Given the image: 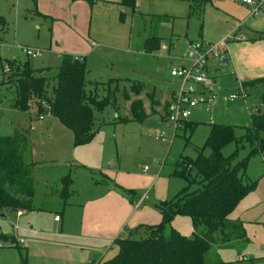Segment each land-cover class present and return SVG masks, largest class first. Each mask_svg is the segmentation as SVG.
Here are the masks:
<instances>
[{"label":"rangeland","instance_id":"rangeland-1","mask_svg":"<svg viewBox=\"0 0 264 264\" xmlns=\"http://www.w3.org/2000/svg\"><path fill=\"white\" fill-rule=\"evenodd\" d=\"M65 1L0 0V18L5 24L0 33V65L15 60L33 69H48L46 76L52 78L64 57H84L87 80L104 84L114 80L109 87L98 86L94 90L99 99L109 95L111 104L102 112L93 111L95 135L90 143L74 147L70 131L57 119L44 115L39 120L34 111H16L14 89L0 85V137L28 131L23 163L31 164L34 181L33 210L25 211L22 218L16 212H0V264H69L66 256L42 254L45 245L59 247L58 239L64 237L53 217H59L69 229H76L85 201L108 187L120 193L114 183L135 192L142 201L137 206L139 211L156 214L154 206L158 200H171L187 185L186 180L172 175L176 159L193 161L196 149H203L207 155L205 142L214 124L233 126L234 135L241 138L244 129L252 124L251 115L261 110L255 90L248 91L245 100H228L241 90L234 76L228 74L196 92L199 102L189 109L184 130L166 123L163 109L164 104L168 105L167 111L174 104L172 91L177 92L180 86L169 76L172 60L168 57L176 55L190 66V41L205 47L227 37L232 42L241 33L247 35L250 25L264 20L261 11L253 14L254 6L246 7L241 0H210L202 19L187 21L185 2L142 0L132 11L85 0L84 15L82 9H74L70 3L68 7ZM65 13L74 20L63 19ZM141 13H156L169 19L159 24ZM77 20L79 26H74ZM148 35L160 39L158 48L149 54L143 50V40ZM92 41L96 42L94 48ZM23 48L41 50L42 56L27 58ZM47 96L50 97V90ZM134 101L140 102L146 116L142 121L134 120L130 113ZM117 117L128 122H119ZM259 137L264 138V134ZM235 150L234 144L228 145L223 155ZM248 155V147H240L236 161H243ZM106 170L122 173L118 180L125 186L117 184L111 175L105 178L102 172ZM245 175L257 183L256 188L238 203L233 216L244 222L247 244L241 251L234 247L218 249L209 261L264 264V158L249 157ZM65 178L69 179L68 195L62 199ZM152 218L148 217V221ZM171 227L182 236L192 235L191 222L186 217H175ZM139 237L145 235L140 233ZM10 238L17 248L10 247ZM117 252V246L110 244L104 260L112 259Z\"/></svg>","mask_w":264,"mask_h":264},{"label":"trees","instance_id":"trees-1","mask_svg":"<svg viewBox=\"0 0 264 264\" xmlns=\"http://www.w3.org/2000/svg\"><path fill=\"white\" fill-rule=\"evenodd\" d=\"M171 1L188 3L191 17L200 16L209 3V0ZM119 4L134 11L136 0H119ZM151 19L159 23L168 21L169 17L151 16ZM4 25L0 18V33ZM159 42L158 38L150 36L144 41L143 50L151 53L158 48ZM47 72L48 69H33L27 63L6 61L0 65V85L14 89L13 109L23 113L34 111L38 118L48 114L70 131L74 147L87 145L95 135L93 111L102 112L111 104L109 95L99 99L94 90L98 86L109 87L114 80L107 84L90 82L81 58L64 57L52 78L46 76ZM240 89L244 92L255 90L261 106L259 114L251 115L252 124L244 129L245 135L237 138L233 126L211 125L205 142L207 155L203 154V149H196L193 161L182 157L175 160L172 175L186 180L187 185L171 200L155 204L159 223L126 230L125 236L113 241L118 252L112 259L91 264H224L216 259L209 261V257L216 256L218 249H244L247 244L244 223L234 219L232 214L238 203L256 188L257 183L245 175L246 160L253 155L264 158V138L259 137L264 134V78L243 82ZM49 90L50 97L47 96ZM167 108L168 105H164L165 116L169 113ZM130 113L134 120L146 118L139 101L132 102ZM117 120L123 121L119 117ZM184 122L177 129L184 130ZM27 136L28 131L22 130L10 137H0V212L12 211L17 215L33 210L32 167L23 163L28 148ZM231 144L236 150L228 156L223 155V149ZM245 145L249 155L237 162V150ZM68 185L69 179H63L62 199L68 195ZM116 187L133 204L135 192ZM178 216L190 220V237L180 235L171 227ZM140 233L145 237H139ZM9 241L10 247L17 248L13 238Z\"/></svg>","mask_w":264,"mask_h":264},{"label":"crops","instance_id":"crops-1","mask_svg":"<svg viewBox=\"0 0 264 264\" xmlns=\"http://www.w3.org/2000/svg\"><path fill=\"white\" fill-rule=\"evenodd\" d=\"M88 1L89 3H91L90 0ZM97 1L105 3L107 5H112L113 8L117 7V5L120 6L119 0H97ZM141 1L142 0H136V4L139 5ZM84 2L85 0L65 1L68 7L70 3L72 8L76 9L77 7L80 10L82 9L83 14L85 15L86 10L83 6L85 5ZM186 5H187V15H186L187 21H190L192 18L199 21L200 19L203 18L206 5L203 8L202 14L200 16H195V17H191L188 15L189 5L188 3H186ZM72 14H74V12ZM83 14L80 15L81 20L83 19L84 16ZM141 14L146 15L145 17L149 16L151 19V13H147V14L141 13ZM154 15L165 16V15H156V13ZM62 18L65 20L69 19V22L74 20V18L73 20L70 19L69 15L66 13L62 15ZM151 20L153 21V19ZM164 22H168V21L159 22V24ZM78 23L79 21L77 20L76 22H74L73 25L77 26ZM254 24L257 25V27L255 25H250V29H248L247 35L241 33L239 37L234 38L232 42H230L229 38L227 37L228 40L226 44L227 45L226 51L228 53L229 59L226 66L220 67L217 66V64L214 62L209 63L207 72L212 80L213 85L215 84V78H218L225 74L234 76V80L240 84V87L243 82H250L264 78V20H261L260 22H256ZM150 36H154L158 38L155 35H148V37ZM148 37H146L143 40V49H144V41ZM194 42L197 41H190V43H194ZM95 46H96V42L92 41L91 47L94 48ZM79 58H81L84 63V57H79ZM168 59L172 60V62L169 63L170 69L180 68V67H186V68L190 67V66H185L182 63L183 59L181 60V58L177 57L176 55L168 57ZM175 93L176 92L172 91V97L174 96ZM102 175L107 179L110 178L109 175H111V178L113 179L115 178V181L117 180V184L125 186L123 183H121V181L118 180V176L122 175V173L116 174L113 172H109V170H106L102 172ZM111 181L113 182L112 179ZM113 186H117V185L114 183ZM158 201H163V200H158ZM140 202L142 203L141 199L135 196L133 204H131L126 197L116 192L113 187H108L105 191H103L99 195L93 197L90 200L85 201L80 213V220H79L80 223L76 229L73 230L69 229L68 224L64 225L63 223H61V219L59 217H58L59 218L58 221L54 220L55 216L53 217V222L56 224H60L59 231L61 230V232H64L63 233L64 237H59L62 238V240L58 239L59 247H53V246L48 247L47 245H45L42 254L66 256L70 260L69 264H91V263H98L104 261V254L106 250L110 248V244H113L115 238H117L120 234L124 236L126 235V230L133 229L140 225H155L159 223L160 216L158 213L148 215L143 210L139 211L140 208L137 209L136 205L140 204ZM149 213H153V212L149 210ZM24 214L25 212H20V215L19 216L16 215V216L22 218ZM151 216H153L154 219ZM148 217L152 219L148 221ZM232 217L234 219H238L234 217L233 214ZM49 244L51 245L55 243H49ZM61 244L64 245L62 246Z\"/></svg>","mask_w":264,"mask_h":264},{"label":"built area","instance_id":"built-area-1","mask_svg":"<svg viewBox=\"0 0 264 264\" xmlns=\"http://www.w3.org/2000/svg\"><path fill=\"white\" fill-rule=\"evenodd\" d=\"M246 6H254L253 14L257 15L259 11L264 13V0H241ZM228 38H225L218 44H209L203 47L198 43H190V56L192 58L190 67H180L170 69L169 76L179 82V89L174 94V104L169 107L168 115L165 122L174 126L177 129L182 122L189 116V109L194 108L199 100L195 97L196 92L203 87L210 86L212 80L208 75L207 68L209 63L214 62L217 66L223 67L227 65L229 56L226 51ZM27 58L35 59L42 56V51L37 49L24 48L22 49ZM247 98L246 92L242 89L233 95H230L228 100L233 102ZM48 116V114H46ZM43 116L39 117L42 120ZM188 168V167H187ZM144 171L146 168L143 169ZM138 205H136L137 207ZM20 213H17L19 216ZM58 221L57 216L54 217Z\"/></svg>","mask_w":264,"mask_h":264},{"label":"water","instance_id":"water-1","mask_svg":"<svg viewBox=\"0 0 264 264\" xmlns=\"http://www.w3.org/2000/svg\"><path fill=\"white\" fill-rule=\"evenodd\" d=\"M259 113H260V110L257 111V114H259Z\"/></svg>","mask_w":264,"mask_h":264}]
</instances>
